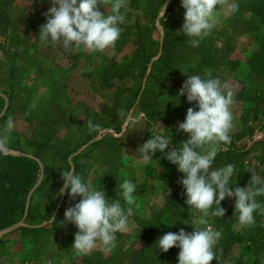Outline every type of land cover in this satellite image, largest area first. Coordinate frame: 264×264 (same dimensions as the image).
<instances>
[{
	"label": "rangeland",
	"instance_id": "374dc122",
	"mask_svg": "<svg viewBox=\"0 0 264 264\" xmlns=\"http://www.w3.org/2000/svg\"><path fill=\"white\" fill-rule=\"evenodd\" d=\"M111 2L100 0V5L107 12ZM232 3L233 0H217L215 23L207 36L213 39L212 59L218 62L214 76L209 67L197 65L200 57L190 37L173 41L174 51L189 50L187 60L171 54L176 59L171 66H157L151 61L144 67L141 55L136 57L137 61L131 62L129 58L138 48L133 41L119 53L112 46L90 50L42 42L38 37L39 26L45 21L42 13L50 7L49 0H0V94L5 98L0 114L5 113V117L0 126L9 116L15 120L7 142L0 146L5 153H26L41 164L39 181L27 202L28 208L31 205L34 208L31 223L24 219L0 231V264H86V258L92 254L93 264H102L101 257H115L121 249L140 252L148 240L140 230L145 223L142 219L169 198H175L169 194L174 189H183L178 182L183 173L176 171L163 178L161 170L164 168L159 161L163 153L157 151L153 160L145 162L136 149L149 138L154 124L160 125V130L176 141V146L187 139L188 134L178 130V125L184 120L187 108L194 104L190 105L186 96L179 97L177 104L175 96L191 73L206 77L212 73L210 76L226 82L233 94L231 139L223 148L233 144L241 149L235 154L238 173L234 181L244 186L251 174L264 177V66L257 72L251 63V58L259 51L263 29L257 26L259 19L249 11L234 13ZM183 14L181 5L172 11L167 25L169 37L183 34L179 30ZM141 19L148 21L143 15ZM155 23L149 39L150 50L144 56L163 45V23L160 18L155 19ZM132 35H136L135 31ZM160 54L159 50L152 60ZM113 60L131 68L118 71L123 77L114 78L109 74L105 81L103 69L110 71ZM229 60H237L238 64L234 67ZM242 92L246 98H242ZM140 113L143 116L135 128L125 124L126 119ZM97 127L100 128L95 137L86 141L91 130ZM32 140L46 142L48 148L38 151L31 145ZM75 147L77 150L72 152ZM78 153H83L79 157L82 163L79 173L91 180L94 187H103L109 197H117L118 183L123 179H131L137 186L133 203L126 204L132 209L128 229L117 233L114 247L98 243L86 253L74 249L72 243L78 229L64 219V211L80 197L73 200L65 190L59 195L53 193V197L58 198L56 203L51 200V190L63 181L60 179L66 160L75 168L73 157ZM219 162L223 163V159ZM42 182L47 190L44 195L38 189ZM109 183L113 184L111 190L106 187ZM143 183L145 187L141 186ZM257 199L264 202V195ZM234 201L233 197L221 202L226 209L221 217L225 224L219 222V217L210 219L212 226L222 231L214 249L216 259L211 264H264V212L254 213L255 223L239 225L234 216ZM188 207L191 219L193 213ZM178 211L176 217L183 213L181 209ZM186 215L188 217V213ZM55 218H58V235L51 231L27 234L17 230L20 225L50 226ZM184 222L191 221L187 218ZM184 226L186 231L194 227L185 223ZM229 231L236 233L238 240H227L225 235ZM178 252V247L170 248L163 257L155 258L154 264H176ZM153 254L157 255V251ZM124 256L127 258V254Z\"/></svg>",
	"mask_w": 264,
	"mask_h": 264
},
{
	"label": "clouds",
	"instance_id": "9594fccd",
	"mask_svg": "<svg viewBox=\"0 0 264 264\" xmlns=\"http://www.w3.org/2000/svg\"><path fill=\"white\" fill-rule=\"evenodd\" d=\"M42 2V0H41ZM217 0H180L184 20L179 29L190 37L193 47L209 35L215 23ZM50 7L42 14L45 21L39 26V39L47 43H60L65 48L83 47L104 50L120 38L121 25L125 21L126 0H112L110 11H105L100 0H49ZM233 10L238 3L233 0ZM186 96L190 105L178 130L187 133V139L179 146L169 147L172 138L154 124L149 138L138 146L139 157L147 162L153 160L157 151L177 166L183 173L178 178L182 184L185 203L193 215L191 231L181 227L160 235L155 244L167 252L173 246L179 248L176 264H211L216 259L215 245L222 231L212 226V217H223L225 198H235L234 216L239 225L255 223L254 213L264 212V202L257 199L264 195V177L251 174L248 183L238 185L234 178L236 166L229 162L216 166L218 152L230 143L229 131L233 127L230 105L233 94L226 82L219 77L191 73L178 90L175 102ZM143 113L125 120L135 128ZM92 127V122L89 121ZM15 128V120L9 116L0 126V143H6L8 134ZM63 184L58 195L67 190L69 196L79 200L64 211V219L74 224L72 247L81 253L93 249L98 243L105 247L115 246L117 233L125 232L130 223L131 207L136 184L131 179L119 181L116 198L107 195L104 188L94 187L74 168L62 171ZM170 191V190H169ZM123 200V203H122ZM174 222L171 225H175Z\"/></svg>",
	"mask_w": 264,
	"mask_h": 264
},
{
	"label": "trees",
	"instance_id": "16d2710c",
	"mask_svg": "<svg viewBox=\"0 0 264 264\" xmlns=\"http://www.w3.org/2000/svg\"><path fill=\"white\" fill-rule=\"evenodd\" d=\"M238 3V8L234 10V13H238V11H249L253 14V17L259 19V23L257 26L263 29L261 33V42L260 48L257 53L251 58V63L253 64V69L261 68L264 66V0H236ZM111 3L108 4V6ZM180 0H171L167 3V0H126V8L122 9L125 13V21L121 25L122 32L120 38L117 42L112 46L116 53L122 52L124 47L131 41L136 43L138 47L135 50L134 55H130L129 58L131 62L136 60V57L141 55V59L143 60L142 65L147 67L148 63L154 61L157 66H164L167 65L171 66L173 62L176 60L175 58L171 57V54L177 56V58L187 60L189 50L185 49L183 51L177 50L174 51L173 41L176 38L180 39H188L189 37L185 34H179L178 36H168L167 25L168 19L172 17V11L180 6ZM166 6L162 17H160V12L163 7ZM143 16L148 18V21H142ZM129 17L132 18V21H129ZM160 18L163 23V28L165 30V38L161 48L158 46L156 49H152L148 52L146 56L143 54L150 50L149 39H151L153 28L156 27L155 19ZM42 20V19H41ZM40 21V20H39ZM38 21V22H39ZM37 22V23H38ZM135 31L136 35L133 36L132 32ZM153 40V39H152ZM211 38L205 37L199 46L195 47L198 50V55L200 60L198 61L199 67H209L212 70L211 74H215V68L218 66V62L213 60L212 53H213V45H212ZM154 42V41H153ZM184 43L182 42V45ZM209 44V45H208ZM159 45V44H158ZM171 48V49H169ZM161 54L154 60H152L155 56L158 55V52ZM196 53V52H195ZM232 66H236L238 61H231ZM113 65V66H112ZM175 66V65H173ZM127 68H131L128 64H122L120 61H112L111 62V70L109 68L103 69L105 72L103 79L108 81L109 74L114 78H121L123 74L120 75L118 71L120 69L124 70ZM121 72V71H120ZM117 75V77L115 76ZM215 76V75H214ZM241 94V93H239ZM247 95L242 92V98H246ZM5 107V98L3 95L0 94V114ZM147 114L148 111L145 110ZM150 115V114H149ZM5 117V113L0 116V121H2ZM100 127H97L95 130H91L89 137L86 141L93 139L97 134V131ZM150 136V135H149ZM99 141V140H97ZM31 145H35L38 151L44 150L48 148L46 142L38 143L35 140L30 141ZM176 141L170 142L169 147H176ZM33 145V146H34ZM78 148V145L76 146ZM75 147V148H76ZM73 149L72 152L76 151ZM241 149L231 144L227 146V149L222 148L216 157L217 166L223 165V163H233L236 167H238V160H237V153H240ZM39 154V153H38ZM83 155V153H78L73 157L74 161V170L80 172L82 163L80 162L79 157ZM40 154L38 155V157ZM65 159V157H64ZM223 159V163L219 162ZM159 161L161 166L164 168L161 170V175L163 178H166L169 173H173L178 171L175 164L170 163L162 154L159 157ZM118 167V165L116 166ZM72 168L71 162L66 160V165L63 167V170H67ZM181 174V172H179ZM244 175H248L246 171H243ZM41 174V164L39 160L35 157L30 156L26 153H5L4 150L0 146V231L9 228L10 226L16 224L21 220H26L27 222L31 223V218L33 217L32 214L34 212V208L32 205L28 208L27 202L29 198V194L32 189L37 186ZM111 176H114L112 174ZM115 178L117 176H114ZM62 180V178L60 179ZM44 183L42 182L39 186V192L44 195L47 193V190H44ZM56 188L51 190V200L56 203L57 197H53V193L58 194V190L63 184L59 182ZM143 183L141 186H144ZM106 187L109 190L113 189V184L109 183L106 184ZM145 187V186H144ZM173 196L175 198H169L162 206H158L155 211L151 213V215L147 218H143L142 221L145 222L142 226H140V230L144 231L148 240L145 241L144 248L140 250V252L132 251L131 249L127 250H119L115 253V257H101L100 261L102 264H139L138 261L141 260V264H154L158 257H163L164 251L158 249V245L155 244L156 241L154 240L155 237L158 235H162L168 231H178L179 228L184 226V221L189 218L190 219V212L189 207L185 203L186 197L184 195V189H174L170 192L169 197ZM126 207V204H125ZM178 209H181L183 212L179 217H176ZM180 213V211H178ZM188 213V217L187 214ZM219 222L226 223L221 217L218 218ZM174 222H178L175 225H171ZM58 218H55L50 226L45 225H20L18 226V231L22 233H34L38 231H51L53 235H58ZM66 233L63 235L65 236ZM227 240L236 241L238 240V235L232 231H229L228 235H225ZM62 240H64L62 238ZM173 246L172 248H175ZM157 251V255L153 254V252ZM142 253L144 254L142 256ZM127 254L126 256H124ZM86 264H93V254L86 258Z\"/></svg>",
	"mask_w": 264,
	"mask_h": 264
},
{
	"label": "crops",
	"instance_id": "0c3cea01",
	"mask_svg": "<svg viewBox=\"0 0 264 264\" xmlns=\"http://www.w3.org/2000/svg\"><path fill=\"white\" fill-rule=\"evenodd\" d=\"M170 1H171V0H167V3H169ZM165 8H166V6L163 7V9H162L161 12H160V15H161L162 13H164ZM160 15H159V16H160ZM162 15H163V14H162ZM162 15H161V16H162ZM57 51H58V50H57ZM57 51H56V52H57Z\"/></svg>",
	"mask_w": 264,
	"mask_h": 264
},
{
	"label": "water",
	"instance_id": "95a60500",
	"mask_svg": "<svg viewBox=\"0 0 264 264\" xmlns=\"http://www.w3.org/2000/svg\"><path fill=\"white\" fill-rule=\"evenodd\" d=\"M4 230H6V229H4Z\"/></svg>",
	"mask_w": 264,
	"mask_h": 264
}]
</instances>
